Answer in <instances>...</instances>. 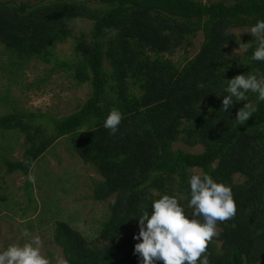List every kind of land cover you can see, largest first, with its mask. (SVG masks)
<instances>
[{"label": "trees", "instance_id": "trees-1", "mask_svg": "<svg viewBox=\"0 0 264 264\" xmlns=\"http://www.w3.org/2000/svg\"><path fill=\"white\" fill-rule=\"evenodd\" d=\"M74 19L92 20L90 33L75 38ZM258 20H264V0H0V45L8 55L3 70L13 74L32 61L52 63L51 73L65 71L92 87L75 112L51 118V135L16 105L0 118L3 135L19 130L25 136L22 159L2 156L7 172L20 171L31 182L36 162L68 137L105 178L95 186V199L113 200L98 238L89 241L54 219V239L67 264H141L133 238L139 216L167 194L191 217L188 181L196 168L230 186L237 208L233 218L217 222L222 245L208 243L209 264H264V101L248 91L246 101L221 109L228 80L264 78V62L250 59L255 37L247 39L243 58L233 57L229 47L238 42L230 29L251 28ZM199 32L200 50L175 62L172 56ZM73 37L75 59L60 57L56 46ZM247 102L257 110L240 124L236 113ZM112 110L123 117L115 134L103 126ZM179 141L204 151L175 149ZM237 174L245 180L236 182Z\"/></svg>", "mask_w": 264, "mask_h": 264}, {"label": "rangeland", "instance_id": "rangeland-1", "mask_svg": "<svg viewBox=\"0 0 264 264\" xmlns=\"http://www.w3.org/2000/svg\"><path fill=\"white\" fill-rule=\"evenodd\" d=\"M218 1L221 0H204V3ZM223 1L234 3L236 0ZM93 25L89 19L70 22L75 38L89 34ZM250 29H230V33L238 39L237 43L229 46L233 57L243 58L248 50L247 39L252 38ZM75 38L56 46V53L62 58L74 60ZM203 38V32H199L192 40L193 44L178 49L172 59L184 63L186 51H189V56H194L200 50ZM7 60L5 47L0 45V118L12 112L16 105L19 110L34 114L36 123L44 125V133L51 135L55 128L51 118H63L75 112L90 96V84H78L65 71L51 73L52 63L32 61L21 72L12 74L3 70L4 61ZM2 133L0 129V252L9 245H23L31 237L39 236L43 242L41 254L50 260V264H60L66 258L54 239L55 220L67 221L92 241L98 238L103 222L110 216L113 196L103 201L95 199V186L99 181H104V177L95 165L81 159L68 137L58 140L36 162L30 172L31 182L20 171L7 172L2 156L9 160L22 159L26 149L25 136L19 130ZM174 147L193 153L204 151L200 144L192 147L182 141L175 143ZM192 173L203 174L198 168ZM235 179L236 182H243L245 177L237 174ZM181 197L186 198L185 195ZM53 207L55 212L51 213ZM24 229L28 230L30 237L22 235ZM221 230L222 227L217 224V234L209 243L221 247L218 240ZM94 244L101 245V242L96 240Z\"/></svg>", "mask_w": 264, "mask_h": 264}, {"label": "clouds", "instance_id": "clouds-1", "mask_svg": "<svg viewBox=\"0 0 264 264\" xmlns=\"http://www.w3.org/2000/svg\"><path fill=\"white\" fill-rule=\"evenodd\" d=\"M250 34L257 43L250 59L264 62V20H258L251 27ZM228 81L224 89L227 95L223 96L221 108L225 112L235 102L246 101L248 91L257 93L258 100L264 101V78L244 74ZM256 110L247 102L238 110L235 120L243 124ZM122 119L119 110H112L103 126L115 134ZM188 182V207L193 210L191 217L185 214L184 207L175 196L167 194L152 202L150 213L144 211L139 216V231L133 238L139 241L134 246V254L138 255L141 264H158L160 261L163 264H209L205 253L208 243L217 234V222L233 218L237 211L236 203L231 187L217 182L211 175L193 174ZM22 235L30 237L27 229L22 230ZM42 243L39 236H34L23 245H9L0 252V264H50V260L41 254ZM60 264H67V261L61 260Z\"/></svg>", "mask_w": 264, "mask_h": 264}]
</instances>
